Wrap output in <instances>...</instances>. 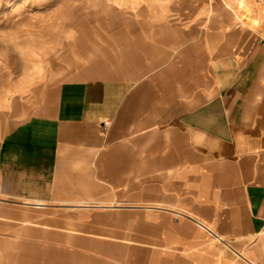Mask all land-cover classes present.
<instances>
[{
	"label": "crops",
	"instance_id": "1",
	"mask_svg": "<svg viewBox=\"0 0 264 264\" xmlns=\"http://www.w3.org/2000/svg\"><path fill=\"white\" fill-rule=\"evenodd\" d=\"M211 1L116 0L105 57L0 135L27 264H264V0Z\"/></svg>",
	"mask_w": 264,
	"mask_h": 264
},
{
	"label": "rangeland",
	"instance_id": "2",
	"mask_svg": "<svg viewBox=\"0 0 264 264\" xmlns=\"http://www.w3.org/2000/svg\"><path fill=\"white\" fill-rule=\"evenodd\" d=\"M115 1L21 0L15 5L14 0H0V135L39 113L36 96L41 104L40 96L105 57L106 26L117 19L110 11ZM3 206L0 203V264H27L26 250L12 242L4 224Z\"/></svg>",
	"mask_w": 264,
	"mask_h": 264
},
{
	"label": "bare ground",
	"instance_id": "3",
	"mask_svg": "<svg viewBox=\"0 0 264 264\" xmlns=\"http://www.w3.org/2000/svg\"><path fill=\"white\" fill-rule=\"evenodd\" d=\"M20 1H21V0H14V3H13V4L17 5ZM237 3H241L242 5H245V9H246V10H249V2H248V0H238ZM253 23L256 24L257 21L254 20ZM27 204H28V203H27Z\"/></svg>",
	"mask_w": 264,
	"mask_h": 264
}]
</instances>
